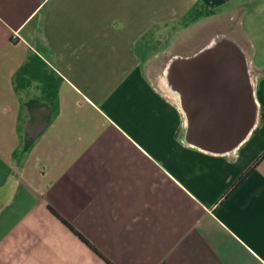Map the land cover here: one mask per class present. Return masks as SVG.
<instances>
[{
  "label": "crops",
  "instance_id": "obj_1",
  "mask_svg": "<svg viewBox=\"0 0 264 264\" xmlns=\"http://www.w3.org/2000/svg\"><path fill=\"white\" fill-rule=\"evenodd\" d=\"M257 3L0 0V264H264V155L227 192L264 150ZM205 19L252 77L233 99L249 129L222 151L185 138L213 126L198 84L185 117L147 75L208 48L177 43Z\"/></svg>",
  "mask_w": 264,
  "mask_h": 264
},
{
  "label": "water",
  "instance_id": "obj_2",
  "mask_svg": "<svg viewBox=\"0 0 264 264\" xmlns=\"http://www.w3.org/2000/svg\"><path fill=\"white\" fill-rule=\"evenodd\" d=\"M218 39V42L195 55L174 58L169 62L165 73L167 84L179 96L180 108L185 117L191 110L193 82L198 84L197 93L204 95L210 92L214 96V104L208 106L210 125H213L210 131H199L189 126L185 134L187 141L210 151H222L235 145L248 131L251 120V111L246 113L243 109L240 125L234 131L227 129L230 128L226 117L227 104L234 102L233 99H242V104H245V100L251 97V90L237 46L227 38ZM198 62H204L207 66L199 70L201 73L195 79L191 72ZM211 80L215 81L214 85ZM209 82L212 85L209 86ZM217 128L219 131H215ZM37 133L38 130L29 132L28 139L33 140Z\"/></svg>",
  "mask_w": 264,
  "mask_h": 264
},
{
  "label": "rangeland",
  "instance_id": "obj_3",
  "mask_svg": "<svg viewBox=\"0 0 264 264\" xmlns=\"http://www.w3.org/2000/svg\"><path fill=\"white\" fill-rule=\"evenodd\" d=\"M258 4V3H257ZM255 18L259 19L258 22V27H257V32H264V4H258L254 7V16ZM205 22H199L197 24H194L193 26H190L187 31H185V34H183L182 37L178 38V42L179 43V48L185 47L187 45H184V43H189V44H197V41H203L206 42L211 36L213 37H217V38H227L229 40H231L224 32L223 30H221L222 28H213L210 29L209 31H206L205 34L200 33V31L202 30V28L205 26H203V23H212V21L210 19H205ZM244 23V22H243ZM206 36V37H205ZM204 37V38H203ZM188 40V42L186 41ZM182 45V47L180 46ZM169 55V54H168ZM175 55V54H173ZM164 57V55H163ZM176 57V56H174ZM242 59H243V63H244V68H245V73L247 75V78L249 80V78L251 77V71L249 69L248 66V61L245 58V55L242 54ZM161 70L160 69H151L148 70V77L149 79L155 83L158 80V85L161 86ZM160 75V76H159ZM160 77V78H159ZM252 78V77H251ZM160 81V83H159Z\"/></svg>",
  "mask_w": 264,
  "mask_h": 264
},
{
  "label": "flooded vegetation",
  "instance_id": "obj_4",
  "mask_svg": "<svg viewBox=\"0 0 264 264\" xmlns=\"http://www.w3.org/2000/svg\"><path fill=\"white\" fill-rule=\"evenodd\" d=\"M213 80V79H212ZM212 84L214 85L215 81H212ZM218 80V79H217ZM222 81V80H221ZM211 82L208 83V85H212ZM218 83H220V80L218 81ZM208 86V87H209ZM211 88V87H210ZM202 95V94H201ZM205 98L207 101L204 102V105L208 108V106L214 104L215 98L214 96H212V93L208 92L207 94H204ZM203 95V96H204ZM227 113H226V117L228 119V121H230V113H232V119L234 121V125L233 127H238L237 125H240V110L239 107L237 105V102H229L227 104V109H226ZM230 127V126H229ZM233 130V129H232Z\"/></svg>",
  "mask_w": 264,
  "mask_h": 264
},
{
  "label": "trees",
  "instance_id": "obj_5",
  "mask_svg": "<svg viewBox=\"0 0 264 264\" xmlns=\"http://www.w3.org/2000/svg\"><path fill=\"white\" fill-rule=\"evenodd\" d=\"M264 155V150L261 152V154L255 159V161L251 164V166H249L245 171H243L239 176H237L236 177V179L233 181V183L229 186V188L227 189V192L234 186V185H236L242 178H243V176L246 174V172L254 165V163L258 160V159H260L262 156ZM74 234L77 236V237H79L80 239H82L77 233H75L74 232ZM82 241L84 242V243H86L85 241H84V239H82ZM90 247V246H89ZM92 249V248H91ZM93 250V249H92ZM93 252H95L94 250H93Z\"/></svg>",
  "mask_w": 264,
  "mask_h": 264
},
{
  "label": "bare ground",
  "instance_id": "obj_6",
  "mask_svg": "<svg viewBox=\"0 0 264 264\" xmlns=\"http://www.w3.org/2000/svg\"><path fill=\"white\" fill-rule=\"evenodd\" d=\"M219 39L215 36L213 38L210 39V41L208 42L207 46L206 47H209V46H212L213 44H215L216 42H218ZM165 73H166V69L163 73V76H162V79L163 81L165 82L164 83V86L166 89L170 90L169 88V85L167 84V81H166V78H165ZM173 91V94L175 95V98L178 100V95H177V92L175 90H172Z\"/></svg>",
  "mask_w": 264,
  "mask_h": 264
}]
</instances>
